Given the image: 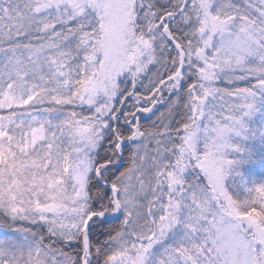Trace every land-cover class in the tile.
Returning a JSON list of instances; mask_svg holds the SVG:
<instances>
[{
    "label": "snow or ice",
    "instance_id": "obj_1",
    "mask_svg": "<svg viewBox=\"0 0 264 264\" xmlns=\"http://www.w3.org/2000/svg\"><path fill=\"white\" fill-rule=\"evenodd\" d=\"M257 159L264 0H0V264H264Z\"/></svg>",
    "mask_w": 264,
    "mask_h": 264
},
{
    "label": "trees",
    "instance_id": "obj_2",
    "mask_svg": "<svg viewBox=\"0 0 264 264\" xmlns=\"http://www.w3.org/2000/svg\"><path fill=\"white\" fill-rule=\"evenodd\" d=\"M244 171L246 174H254L257 178H259L262 174H264V163L257 159L255 164L246 165Z\"/></svg>",
    "mask_w": 264,
    "mask_h": 264
},
{
    "label": "rangeland",
    "instance_id": "obj_3",
    "mask_svg": "<svg viewBox=\"0 0 264 264\" xmlns=\"http://www.w3.org/2000/svg\"><path fill=\"white\" fill-rule=\"evenodd\" d=\"M4 235V233H0V237H2Z\"/></svg>",
    "mask_w": 264,
    "mask_h": 264
}]
</instances>
